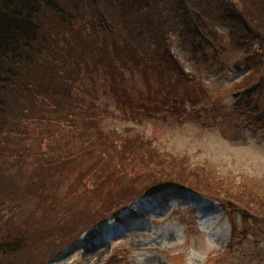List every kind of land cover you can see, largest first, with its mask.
<instances>
[{
	"label": "trees",
	"instance_id": "obj_1",
	"mask_svg": "<svg viewBox=\"0 0 264 264\" xmlns=\"http://www.w3.org/2000/svg\"><path fill=\"white\" fill-rule=\"evenodd\" d=\"M177 28L195 54L221 55L227 40L243 51L232 94L249 108L244 125L264 129V0H0V264H48L167 188L219 200L233 220L239 212L264 223L255 196L235 194L204 166L165 159L129 127L102 126L114 115L102 91L132 121L204 108L195 103L202 98L178 96L196 77L167 42ZM155 59L162 67L149 68ZM163 90L169 103L156 98ZM243 231L248 245L254 232Z\"/></svg>",
	"mask_w": 264,
	"mask_h": 264
},
{
	"label": "rangeland",
	"instance_id": "obj_2",
	"mask_svg": "<svg viewBox=\"0 0 264 264\" xmlns=\"http://www.w3.org/2000/svg\"><path fill=\"white\" fill-rule=\"evenodd\" d=\"M179 32V28L174 29L167 42H172L181 65L196 82L176 87L181 94L178 96L202 98L195 103L202 102L203 110H194L189 104L176 117L170 113L166 118L144 115L132 121L124 119L113 98L102 91L100 104L114 114L104 118L102 126L122 132L129 127L131 133L153 139L165 159L176 158L189 170L204 166L205 172L216 173L223 180L225 188L235 194L244 192L245 199L255 196V201L262 203L264 129L252 131L244 125L242 118H249V108L236 106L232 94L242 76V72L233 71V64L243 51L227 40L221 55L213 54L212 47L206 53L201 47L195 54L182 42ZM163 63L155 59L149 68H160ZM198 82L203 90L197 89ZM161 93L156 98L169 103L171 97H165L164 90ZM253 211L264 217V209L258 204ZM234 216L233 220L219 201L202 193L166 190L155 201L140 199L134 203L121 214L120 221L107 220L89 229L48 264H103L114 252L119 255L114 258L117 264H264V223H246L239 212ZM246 228L254 232L248 234V245Z\"/></svg>",
	"mask_w": 264,
	"mask_h": 264
}]
</instances>
